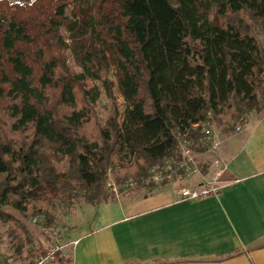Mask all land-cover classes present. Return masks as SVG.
<instances>
[{"label": "trees", "instance_id": "1", "mask_svg": "<svg viewBox=\"0 0 264 264\" xmlns=\"http://www.w3.org/2000/svg\"><path fill=\"white\" fill-rule=\"evenodd\" d=\"M260 35L264 0H0V226L14 252L0 264L46 254L21 219L42 217L51 230L57 210L114 202L109 176L151 193L149 170L182 138L197 141L195 124L236 134L264 108ZM97 88L111 105L106 119ZM54 264H73L72 247Z\"/></svg>", "mask_w": 264, "mask_h": 264}, {"label": "crops", "instance_id": "2", "mask_svg": "<svg viewBox=\"0 0 264 264\" xmlns=\"http://www.w3.org/2000/svg\"><path fill=\"white\" fill-rule=\"evenodd\" d=\"M218 155L227 171L216 196L184 200L169 189L82 206L92 221L76 214L61 232L73 264H264V248L247 252L264 244V113L222 136Z\"/></svg>", "mask_w": 264, "mask_h": 264}, {"label": "built area", "instance_id": "3", "mask_svg": "<svg viewBox=\"0 0 264 264\" xmlns=\"http://www.w3.org/2000/svg\"><path fill=\"white\" fill-rule=\"evenodd\" d=\"M193 128L200 129V137L191 142L182 138L173 156L161 165L153 166L143 183L146 185H161L184 183L185 186L176 189L184 200H198L208 196H216L223 187V176L227 171L226 163L219 157L222 133L217 131L213 122L205 121L195 124ZM236 128V134L241 132ZM203 148L202 152L199 151ZM191 186H187L188 184ZM52 248L44 256L36 259L34 264H54L55 254L70 246L62 237L52 242Z\"/></svg>", "mask_w": 264, "mask_h": 264}, {"label": "rangeland", "instance_id": "4", "mask_svg": "<svg viewBox=\"0 0 264 264\" xmlns=\"http://www.w3.org/2000/svg\"><path fill=\"white\" fill-rule=\"evenodd\" d=\"M85 20L88 19V13L84 10H81L79 12ZM67 21L71 22L72 18L67 17ZM259 41L264 45V36H258ZM70 65L76 70L80 71V68L76 65L73 58L69 59ZM110 79L115 83L117 81V78L119 77L118 71L115 69V67H112L110 72ZM88 85L91 88L95 87V84L88 80ZM96 90V97H95V104H96V110L101 119H106L111 110V105L109 100L104 96L103 91L100 88L95 89ZM113 95H114V102L119 110V115L121 116L124 109H125V103L124 100L117 90L116 87L113 88ZM264 113V108H262L260 111L252 110L250 113H248L243 121V124H240L238 127L244 129L247 125H251V123L255 122L257 118H259ZM213 124L215 125V128L217 131L221 132L223 136H226L223 133L224 126L219 125L216 121H213ZM243 138V137H240ZM107 187L111 189L114 192V195L116 199L121 200L120 202H123L126 197L129 196L130 199H140L145 196L154 195L158 192H161L163 190H169V189H178L181 187H184V183H173V184H167L165 187H159V185L156 186V188L153 189L151 193L147 192L146 189H138L137 185L135 183H126L120 186H117L113 179L109 178L107 179ZM82 206H85L84 204L74 205L72 207L71 213L66 214L64 210H57L56 212V220L55 223L52 226V229L44 228L42 226L43 224V218L39 216H33L32 218H29L27 220L21 219V222L26 226L29 235L32 238L33 245L38 247V244H41V246L44 248V250H49L52 248V242L62 237V231H64L66 224H68V219L71 216H76L77 218L83 217L85 219H82L84 222L87 220H91L94 218L93 215L87 213L84 215V213H81V211H78ZM78 211V212H77ZM77 220V219H76ZM76 222V221H75ZM10 234L7 227L0 226V257L1 259H7L12 258L14 256V252L11 249V246L9 244L10 241ZM66 247L61 249V251H65Z\"/></svg>", "mask_w": 264, "mask_h": 264}]
</instances>
